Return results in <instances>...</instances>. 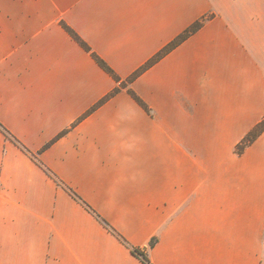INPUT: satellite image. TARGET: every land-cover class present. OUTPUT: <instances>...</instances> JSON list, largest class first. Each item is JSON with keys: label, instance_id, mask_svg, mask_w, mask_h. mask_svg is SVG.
I'll list each match as a JSON object with an SVG mask.
<instances>
[{"label": "crops", "instance_id": "0c3cea01", "mask_svg": "<svg viewBox=\"0 0 264 264\" xmlns=\"http://www.w3.org/2000/svg\"><path fill=\"white\" fill-rule=\"evenodd\" d=\"M263 119L236 0H0V264H145L96 214L153 264H264Z\"/></svg>", "mask_w": 264, "mask_h": 264}, {"label": "trees", "instance_id": "16d2710c", "mask_svg": "<svg viewBox=\"0 0 264 264\" xmlns=\"http://www.w3.org/2000/svg\"><path fill=\"white\" fill-rule=\"evenodd\" d=\"M212 15H207L205 16L202 20L197 21L196 23H194L189 29H187V31L185 33H183L182 35H180L179 37H177L174 41H172L170 44H168L167 46H165L154 58H152L145 66H143L141 69H139L135 74H133L130 78H129V82L133 81L134 79H136L143 71H145L146 69H148L149 67H151L152 65H154L156 62H158L162 57H164L167 53H169L170 51H172L174 48H176L180 43H182L185 39H187L192 33H195L196 31L200 30L204 24V21L206 19L211 18ZM64 27L69 31V33L83 46L85 47L88 51H91V48L80 38V36L71 28L69 27L67 24H64ZM94 58L97 60V62L101 65V67H103L107 72H109L117 81H121V78L114 72V70L101 58L99 57L97 54H95L94 52H92ZM123 84L126 85V82H122ZM119 90V88H116L113 93L115 94L117 91ZM130 93L132 94V96L137 99L138 101H140L142 103V101L140 100V98L137 96V94L135 92H133L132 90H130ZM0 129L5 133L6 137L11 139L12 141L18 143V141L15 139V137L0 123ZM264 132V119L253 129L251 130L244 138L241 142H239L236 146V153L239 155H242L246 148L248 146H250L251 144H253ZM33 157L37 160V162L43 166V168L48 172V174L51 177H54L53 173L46 168L39 160L37 155L33 154ZM67 190L69 191V193L75 198L77 199L79 202H81L89 211L95 213L92 208L86 203L84 202L80 196L70 187H67ZM97 218L103 223V225L110 231L112 232L115 236H117L119 238V240L124 243L125 245H127L131 252L139 257L145 264H153L148 256V252L147 249L145 248H139V247H135L132 246L131 244H129V242L119 233L117 232L110 224L109 222H107L104 218H102L101 216L97 215ZM157 240L156 238H153L151 241V247H153L156 244Z\"/></svg>", "mask_w": 264, "mask_h": 264}, {"label": "rangeland", "instance_id": "374dc122", "mask_svg": "<svg viewBox=\"0 0 264 264\" xmlns=\"http://www.w3.org/2000/svg\"><path fill=\"white\" fill-rule=\"evenodd\" d=\"M239 6H244L252 13L255 22L260 26L264 24V0H236Z\"/></svg>", "mask_w": 264, "mask_h": 264}]
</instances>
